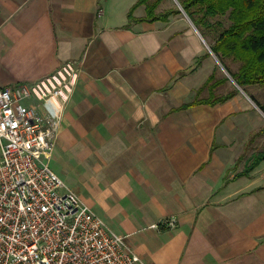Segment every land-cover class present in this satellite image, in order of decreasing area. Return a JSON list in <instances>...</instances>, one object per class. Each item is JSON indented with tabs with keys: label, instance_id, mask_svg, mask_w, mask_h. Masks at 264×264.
Segmentation results:
<instances>
[{
	"label": "crops",
	"instance_id": "0c3cea01",
	"mask_svg": "<svg viewBox=\"0 0 264 264\" xmlns=\"http://www.w3.org/2000/svg\"><path fill=\"white\" fill-rule=\"evenodd\" d=\"M136 2L0 0V89L80 64L49 167L144 264H264L263 163L235 171L256 101L183 108L212 55L180 15L129 20Z\"/></svg>",
	"mask_w": 264,
	"mask_h": 264
},
{
	"label": "built area",
	"instance_id": "2783aa9c",
	"mask_svg": "<svg viewBox=\"0 0 264 264\" xmlns=\"http://www.w3.org/2000/svg\"><path fill=\"white\" fill-rule=\"evenodd\" d=\"M80 71L69 61L0 89V264H144L49 167Z\"/></svg>",
	"mask_w": 264,
	"mask_h": 264
},
{
	"label": "trees",
	"instance_id": "16d2710c",
	"mask_svg": "<svg viewBox=\"0 0 264 264\" xmlns=\"http://www.w3.org/2000/svg\"><path fill=\"white\" fill-rule=\"evenodd\" d=\"M137 0L130 8L127 18L136 22H152L155 20H167L168 17L178 14L179 10H167L162 16L154 14L155 9L162 0ZM193 26L206 41V34H211L213 44L210 50L216 57L221 67L230 75L235 84L240 88L251 85H264V0H178ZM144 5L145 17L134 19L133 12ZM213 23L212 19H215ZM226 17L229 25L225 28L222 18ZM209 56V53H207ZM227 60L239 63L236 72L228 67ZM216 72V68L214 69ZM215 73L209 76L201 87L204 89L213 82L212 88H217L225 83L227 78L214 81ZM213 89V90H214ZM237 89L229 90L221 97L210 94L206 101L198 100L184 105L187 109L195 105L208 104L214 106L223 104L237 94ZM214 96V97H213ZM256 103V102H255ZM264 112L263 107L256 103ZM255 136L253 135V138ZM262 161H264V150L254 155L239 172L238 176H248Z\"/></svg>",
	"mask_w": 264,
	"mask_h": 264
},
{
	"label": "rangeland",
	"instance_id": "374dc122",
	"mask_svg": "<svg viewBox=\"0 0 264 264\" xmlns=\"http://www.w3.org/2000/svg\"><path fill=\"white\" fill-rule=\"evenodd\" d=\"M155 0H150L149 3L154 2ZM169 7V8H168ZM169 9L172 10H179L178 14H174L172 16H176V15H180L182 16L184 19L186 18L187 20H189L188 16L186 15L185 11L182 9L181 5L179 4L178 0H162L158 6V9L156 8L154 11V14L156 16H162L166 11ZM166 10V11H165ZM145 15H146V11H145ZM145 15L143 17H145ZM142 18V17H141ZM217 20V17L215 19H212V23ZM223 21V24L225 26V28L229 25L228 21L226 20V17L221 19ZM190 21V20H189ZM191 22V21H190ZM192 24V22H191ZM193 25V24H192ZM197 33L198 30H197ZM199 35H201L199 33ZM205 46L207 48V50H209V52L212 55L213 61L215 63V68L217 69L215 72V80H221L222 78H227L226 82L221 84L219 87L217 88H212V92L210 91V87H213L211 85H213L214 83L211 82L209 83L203 90H201L202 92L205 91V94L201 93L199 94V98L200 100L203 99V97L206 96L207 97L204 98L205 100H208L211 95H214L215 97H221L223 95H225L229 90L234 89L236 87H238L235 82L233 81V79L230 77V75L221 67L220 63L218 62V60L216 59V57L213 55V53L210 50V45L213 44V38L211 34H206V41H205ZM210 55V54H209ZM228 64V67L230 68V70L232 72H236L238 67H239V63L237 62H232L230 60L226 61ZM214 89V90H213ZM238 91V94L242 95V97L246 98L249 96L251 98H253L261 107H263L264 109V85H252V86H247L244 89L243 88H236ZM246 92V94H245ZM213 96V97H214ZM251 100V99H250ZM254 122H252L254 125L252 129H254V131L252 133H255V137L253 139H251L246 145H245V152L244 154L241 156V158L238 160L235 171L236 172H241L243 170L244 165L256 154H258L259 152L264 150V112L259 108V106L254 103ZM259 122L261 124H259ZM263 131V133L261 132ZM262 136V137H261ZM250 137V136H249ZM246 159L245 163L243 164V161ZM262 166H260V169H264V161H262ZM264 175V170L261 171ZM261 174V173H260Z\"/></svg>",
	"mask_w": 264,
	"mask_h": 264
}]
</instances>
